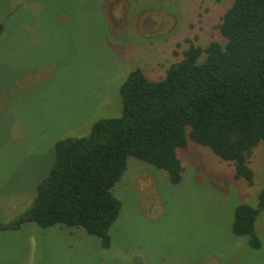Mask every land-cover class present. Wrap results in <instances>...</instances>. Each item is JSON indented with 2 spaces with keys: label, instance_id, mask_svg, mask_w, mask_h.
Returning <instances> with one entry per match:
<instances>
[{
  "label": "rangeland",
  "instance_id": "rangeland-1",
  "mask_svg": "<svg viewBox=\"0 0 264 264\" xmlns=\"http://www.w3.org/2000/svg\"><path fill=\"white\" fill-rule=\"evenodd\" d=\"M232 2L0 0V224L31 208L58 142L121 114L130 71L158 80L189 45H223L218 24ZM257 148L251 184L191 141L176 150L177 184L128 157L112 188L121 208L107 248L82 227L25 222L0 231V264H264V208L254 222L259 248L231 230L235 208H256L264 187V143Z\"/></svg>",
  "mask_w": 264,
  "mask_h": 264
},
{
  "label": "trees",
  "instance_id": "trees-1",
  "mask_svg": "<svg viewBox=\"0 0 264 264\" xmlns=\"http://www.w3.org/2000/svg\"><path fill=\"white\" fill-rule=\"evenodd\" d=\"M222 45H189L164 77L149 79L135 68L120 87L121 114L92 124L86 136L55 145V160L25 216L0 231L33 222L82 227L109 246L108 231L121 208L112 188L134 157L166 171L177 184L183 168L176 155L188 141L208 147L251 184L252 150L264 143V0H233L218 24ZM3 25L0 23V34ZM264 208L237 206L231 230L259 248L254 222Z\"/></svg>",
  "mask_w": 264,
  "mask_h": 264
},
{
  "label": "crops",
  "instance_id": "crops-1",
  "mask_svg": "<svg viewBox=\"0 0 264 264\" xmlns=\"http://www.w3.org/2000/svg\"><path fill=\"white\" fill-rule=\"evenodd\" d=\"M257 147H258V145L252 150V152H253L254 150L258 149ZM248 165H249V164H248Z\"/></svg>",
  "mask_w": 264,
  "mask_h": 264
},
{
  "label": "flooded vegetation",
  "instance_id": "flooded-vegetation-1",
  "mask_svg": "<svg viewBox=\"0 0 264 264\" xmlns=\"http://www.w3.org/2000/svg\"><path fill=\"white\" fill-rule=\"evenodd\" d=\"M123 20V23H125V18L124 19H122Z\"/></svg>",
  "mask_w": 264,
  "mask_h": 264
}]
</instances>
